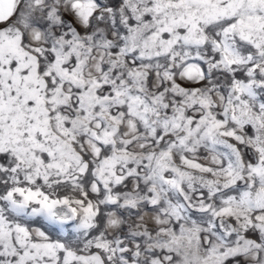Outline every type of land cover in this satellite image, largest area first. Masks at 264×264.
Instances as JSON below:
<instances>
[{
    "label": "snow or ice",
    "instance_id": "6c2138e0",
    "mask_svg": "<svg viewBox=\"0 0 264 264\" xmlns=\"http://www.w3.org/2000/svg\"><path fill=\"white\" fill-rule=\"evenodd\" d=\"M0 264H264V0H0Z\"/></svg>",
    "mask_w": 264,
    "mask_h": 264
}]
</instances>
